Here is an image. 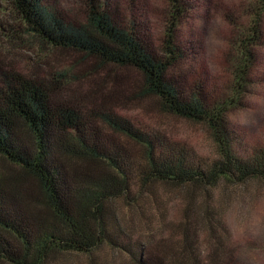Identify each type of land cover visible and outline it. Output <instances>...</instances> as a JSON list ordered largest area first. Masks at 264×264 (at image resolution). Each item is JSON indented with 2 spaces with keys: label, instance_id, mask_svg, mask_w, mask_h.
Masks as SVG:
<instances>
[{
  "label": "trees",
  "instance_id": "obj_1",
  "mask_svg": "<svg viewBox=\"0 0 264 264\" xmlns=\"http://www.w3.org/2000/svg\"><path fill=\"white\" fill-rule=\"evenodd\" d=\"M9 1L26 32L42 45L78 53L103 69L141 74L145 94L157 98L165 112L213 131L218 154L209 161L137 125L117 113L111 96L74 94L63 76L33 79L0 66V160L21 171L0 174V264H50L59 254L89 255L104 245L129 253L136 264H165L157 252L131 241L120 225L116 201L139 207L157 197L161 185L192 196L189 190L201 191L223 179L264 182V140L240 136L228 123L229 106L207 81L191 77L197 52L174 30L178 19L171 20V34L157 46L135 0L124 17L118 0H87L84 25L52 10L45 0ZM170 3L177 16L194 7L193 0ZM258 31L257 39L252 33L239 39L246 63L254 56L247 53L249 47L264 45ZM246 68L235 72L249 85ZM204 213L208 216L195 224L186 223L191 229L184 226L188 213L184 216L178 230L185 243L190 233L198 234V225L205 229V221L211 229L222 225L211 210ZM218 237L209 260L231 264L235 254Z\"/></svg>",
  "mask_w": 264,
  "mask_h": 264
},
{
  "label": "rangeland",
  "instance_id": "obj_2",
  "mask_svg": "<svg viewBox=\"0 0 264 264\" xmlns=\"http://www.w3.org/2000/svg\"><path fill=\"white\" fill-rule=\"evenodd\" d=\"M45 1L67 19L83 25L88 23L87 0ZM132 1L118 0L123 17ZM135 1L144 9L157 46L171 34V20L178 19L174 30L184 42H191L197 52V64L191 70V77L207 81L215 90V97L229 106L228 123L240 136L251 141L264 140V45L249 47L247 53L252 52L254 56L248 63L239 47V39L251 33L257 39V30L264 41V2L193 0L194 7L189 14L177 16L170 0ZM245 65L247 75L244 77L253 81L249 85L236 77L235 71ZM0 66L33 79L63 76L69 90L76 95L111 96L118 114L164 134L202 158L209 161L217 158L213 131L204 124L165 112L157 98L145 94L141 74L131 69H103L78 53L42 45L26 32L25 23L9 0H0ZM117 137L122 143L127 142L120 135ZM12 173L16 175L14 173L21 171L0 160V174ZM189 191L192 196L180 187L161 185L157 197H148L139 207L116 201L121 227L132 242L145 244L147 249L157 252L165 264H203L204 260L206 264H215L213 258L209 260L208 253L212 252L210 249L217 236L225 240L235 254L231 264H264V182L235 184L223 179L216 186ZM203 201L212 209L209 205L203 206ZM209 210L222 225L216 227L217 230L211 229L205 221V229L198 225V234L190 233L185 243L178 226L193 228L201 215L208 216L204 212ZM187 213L190 219H185ZM183 219L184 226L181 225ZM188 222L192 225H186ZM184 244L187 245L184 247ZM134 262L129 253L104 245L89 255L59 254L50 264H136Z\"/></svg>",
  "mask_w": 264,
  "mask_h": 264
}]
</instances>
